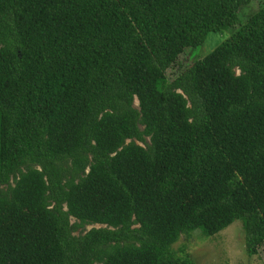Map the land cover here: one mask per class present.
<instances>
[{
	"label": "trees",
	"instance_id": "obj_1",
	"mask_svg": "<svg viewBox=\"0 0 264 264\" xmlns=\"http://www.w3.org/2000/svg\"><path fill=\"white\" fill-rule=\"evenodd\" d=\"M251 1L0 0V264H195L179 237L235 220L258 252L264 2L242 22ZM231 27L168 80L184 49Z\"/></svg>",
	"mask_w": 264,
	"mask_h": 264
},
{
	"label": "rangeland",
	"instance_id": "obj_2",
	"mask_svg": "<svg viewBox=\"0 0 264 264\" xmlns=\"http://www.w3.org/2000/svg\"><path fill=\"white\" fill-rule=\"evenodd\" d=\"M263 2L264 0H252L239 10V19L244 22ZM233 29L234 27L218 32H209L202 44L184 49L179 55L176 65L167 69L168 80L181 73L195 59L214 49L217 44L230 35ZM137 103L135 98V104ZM90 227L87 226V229ZM244 237L241 221L235 220L211 236H205L199 230H195L190 236L181 235L173 244V249L178 256H187L195 264H264V243L256 254L248 255Z\"/></svg>",
	"mask_w": 264,
	"mask_h": 264
}]
</instances>
